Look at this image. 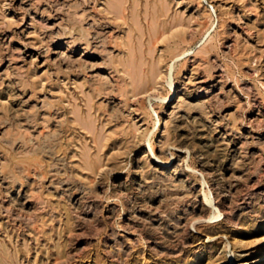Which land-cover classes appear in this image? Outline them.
Segmentation results:
<instances>
[{
  "label": "rangeland",
  "instance_id": "1",
  "mask_svg": "<svg viewBox=\"0 0 264 264\" xmlns=\"http://www.w3.org/2000/svg\"><path fill=\"white\" fill-rule=\"evenodd\" d=\"M0 264H264V0H0Z\"/></svg>",
  "mask_w": 264,
  "mask_h": 264
},
{
  "label": "bare ground",
  "instance_id": "2",
  "mask_svg": "<svg viewBox=\"0 0 264 264\" xmlns=\"http://www.w3.org/2000/svg\"><path fill=\"white\" fill-rule=\"evenodd\" d=\"M119 2V1H118ZM154 5V4H153ZM117 7V6H116ZM115 10V9H114ZM118 11V10H117ZM118 16V15H117ZM81 36V35H80ZM82 37V36H81ZM79 38V37H78ZM81 39H83V38H81ZM88 39V38H87ZM85 40V42H82V40H81V43H83V44H85V47H87V46H89V44H90V38L88 39V40ZM78 41H80V40H78ZM86 50V49H85ZM102 63V62H101ZM172 68V67H171ZM153 78V77H152ZM117 87V86H116ZM171 96H172V93H170L166 98H168V99H170L171 98ZM134 99V98H133ZM136 100V99H135ZM156 112V111H155ZM159 119H158V117H157V121H158ZM161 161V160H160Z\"/></svg>",
  "mask_w": 264,
  "mask_h": 264
}]
</instances>
